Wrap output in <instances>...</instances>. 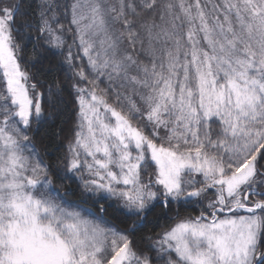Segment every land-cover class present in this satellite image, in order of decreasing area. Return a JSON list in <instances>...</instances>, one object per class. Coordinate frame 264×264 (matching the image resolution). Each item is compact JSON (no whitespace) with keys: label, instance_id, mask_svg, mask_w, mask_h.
<instances>
[{"label":"snow or ice","instance_id":"snow-or-ice-1","mask_svg":"<svg viewBox=\"0 0 264 264\" xmlns=\"http://www.w3.org/2000/svg\"><path fill=\"white\" fill-rule=\"evenodd\" d=\"M22 7L0 0V264H264V0ZM57 72L75 122L49 163Z\"/></svg>","mask_w":264,"mask_h":264},{"label":"trees","instance_id":"trees-1","mask_svg":"<svg viewBox=\"0 0 264 264\" xmlns=\"http://www.w3.org/2000/svg\"><path fill=\"white\" fill-rule=\"evenodd\" d=\"M31 3L32 0H23V7L21 11H29L28 5ZM20 19L26 20L30 18L22 16ZM24 54L26 57H28L27 66L34 75L37 74L42 65L48 64L47 58L40 57L36 63V67L33 68L31 65L34 58L31 55V49L27 48ZM56 76H58L61 81L62 94L54 98L56 102L55 107L49 108V115L45 117L43 122L35 126L33 133L36 140L37 149L49 163L53 162L57 156L63 154V146L65 145L67 134L69 130L74 127L75 122V106L73 98L65 88L63 74L57 72ZM39 78L41 80L47 81L48 83H51L53 79V77L47 73L40 75ZM61 183L65 185V187L62 189L63 192H67L69 189L74 190L76 187L72 181H62ZM57 187H60L59 183L57 184ZM69 200L74 204L80 203L79 197L77 196H71L69 197ZM84 207L95 211V208L91 203L84 205ZM179 211L182 217L188 215L196 216L199 214L198 210H193L192 208L187 210L181 208ZM175 216L176 211H173L169 213L167 220L161 219L158 226L153 227L150 224L144 232L138 233L134 238L138 247L146 248L149 243L146 239V235H155L160 233L164 228L169 227V222L172 221ZM104 220L111 224L119 225V219L112 211H109V213L104 216Z\"/></svg>","mask_w":264,"mask_h":264}]
</instances>
